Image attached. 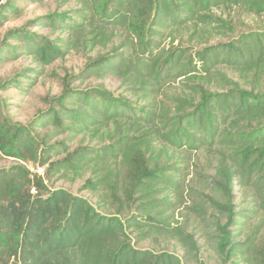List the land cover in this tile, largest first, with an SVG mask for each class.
<instances>
[{"label":"trees","instance_id":"16d2710c","mask_svg":"<svg viewBox=\"0 0 264 264\" xmlns=\"http://www.w3.org/2000/svg\"><path fill=\"white\" fill-rule=\"evenodd\" d=\"M69 1L30 23L54 40L12 32L34 73L86 61L32 121L0 97V264H209L190 217L221 264H264V28L239 29L264 0ZM19 77L0 90L27 93ZM108 78L124 91L72 87ZM53 178L84 180L98 205ZM153 238L185 257L139 246Z\"/></svg>","mask_w":264,"mask_h":264},{"label":"rangeland","instance_id":"374dc122","mask_svg":"<svg viewBox=\"0 0 264 264\" xmlns=\"http://www.w3.org/2000/svg\"><path fill=\"white\" fill-rule=\"evenodd\" d=\"M62 0H0V82L6 79H18L25 82L24 88L29 85V91L18 97L19 90L17 88H9L0 90V97L7 100L9 104L8 110L15 121L26 123L32 121L38 116L46 113L57 103L56 97L60 96L65 90L64 80L72 75H78L83 72L85 64V56L82 53H72L64 58H59L47 64L44 72L41 74L34 73L32 69H39L40 65L34 62L33 58L20 54L21 41L12 38V32L27 27L32 32H36L42 36H48L54 40L58 37V33H51L49 28H41L31 25L30 23L40 17L50 15L56 11H65L76 7L74 1L62 3ZM61 5V6H60ZM31 25V26H30ZM264 28V15H249L245 18V23H240L241 30L245 32L252 29ZM237 34V33H236ZM226 40L225 37H218L216 41ZM15 50H12L13 47ZM12 50V51H11ZM15 51V53H14ZM13 52L12 54H10ZM17 54H20L16 56ZM37 78L35 81L34 78ZM68 81V79H67ZM31 82L34 84L31 85ZM90 86H99L111 91L122 93L120 83L115 78L74 81L73 88H86ZM60 139L63 137H59ZM74 143L71 150L76 147ZM14 161L7 160L3 164L10 165ZM38 171L45 176V171L38 168ZM190 179L193 174L188 176ZM84 180L72 182L67 179L53 178L48 180L49 185L53 189L65 188L74 194L88 198L94 205H98V199L91 192L84 190ZM196 180L193 185H196ZM198 186V185H197ZM191 198H187L186 205H190ZM189 211L185 205H181L175 211V218L181 222L187 218ZM190 217V226L188 232H194L198 242L201 245L200 256L209 264H221L213 255L211 248L207 245V237L202 232L203 225L198 220ZM189 224V222H188ZM142 248H151L161 251L164 249L176 252L180 257H185V250L176 240H164L163 238H153L140 243ZM190 264V263H188ZM231 264V263H228Z\"/></svg>","mask_w":264,"mask_h":264}]
</instances>
